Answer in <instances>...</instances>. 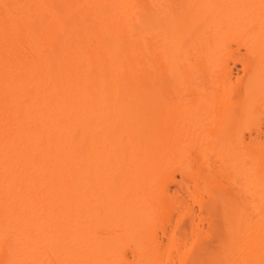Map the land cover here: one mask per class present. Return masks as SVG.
Masks as SVG:
<instances>
[{
	"label": "bare ground",
	"instance_id": "6f19581e",
	"mask_svg": "<svg viewBox=\"0 0 264 264\" xmlns=\"http://www.w3.org/2000/svg\"><path fill=\"white\" fill-rule=\"evenodd\" d=\"M261 115L264 0H0V264H264Z\"/></svg>",
	"mask_w": 264,
	"mask_h": 264
},
{
	"label": "rangeland",
	"instance_id": "374dc122",
	"mask_svg": "<svg viewBox=\"0 0 264 264\" xmlns=\"http://www.w3.org/2000/svg\"><path fill=\"white\" fill-rule=\"evenodd\" d=\"M232 54L230 55V57L227 59V68H229L231 70V83H235L238 77H242L244 75L243 69H242V64H241V59L244 57V49L243 48H239L237 49V45L235 43H233L231 45L230 48ZM206 86L208 87V90L211 89V85L210 84H206ZM216 90L217 93H220L222 91V87L221 85H218L217 87L214 88ZM195 96V95H194ZM175 99V97H174ZM198 105H200L199 103L196 102H191L189 105V108H195ZM197 109V108H195ZM260 125L261 130L257 131L256 128H253L251 130V132L245 130L244 131V136L246 138L247 141H249L251 138H255V137H259L260 140L264 141V116H260L258 117V119L256 121L253 122L252 126L254 125ZM194 154H196V151L193 149L191 150ZM194 167L196 168L197 165L194 164Z\"/></svg>",
	"mask_w": 264,
	"mask_h": 264
}]
</instances>
